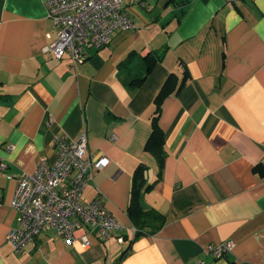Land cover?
Returning <instances> with one entry per match:
<instances>
[{
	"label": "crops",
	"instance_id": "1",
	"mask_svg": "<svg viewBox=\"0 0 264 264\" xmlns=\"http://www.w3.org/2000/svg\"><path fill=\"white\" fill-rule=\"evenodd\" d=\"M122 1L134 28L73 66L45 50L56 35L47 0H0V264H264V0ZM130 51L162 55L136 87L118 66ZM184 70V85L162 103L166 157L156 181L157 161L144 150L154 98L169 73L180 79ZM83 130L89 152L109 162L82 197L103 196L122 228L104 241L88 232L87 246L82 229L70 244L48 229L14 253L6 235L19 220L11 205L19 174L55 158L56 134ZM141 162L155 182L143 205L166 220L120 258L128 240L117 237L135 231L126 208ZM227 240L228 256L205 251Z\"/></svg>",
	"mask_w": 264,
	"mask_h": 264
},
{
	"label": "built area",
	"instance_id": "2",
	"mask_svg": "<svg viewBox=\"0 0 264 264\" xmlns=\"http://www.w3.org/2000/svg\"><path fill=\"white\" fill-rule=\"evenodd\" d=\"M237 1L227 0L232 4ZM47 16L56 35L45 50L57 58L68 56L73 66L87 58L89 49L98 50L109 44L115 33L134 28L132 19L123 10L122 0H47ZM47 36L50 38V34ZM114 139L112 134L110 140ZM53 145L52 161L43 159L33 171L18 176L11 205L19 220L6 235L16 254L48 229L55 230L68 244L76 239L75 232L82 229L81 241L87 246L88 232L104 241L115 229L122 228L106 207L103 196L90 200L82 197L94 173L102 170L109 159L104 154L89 152L84 130L74 139L56 134ZM6 167L5 162L0 163L1 170ZM117 241H125L122 234ZM232 247L233 242L227 240L208 243L205 251L219 259L228 256Z\"/></svg>",
	"mask_w": 264,
	"mask_h": 264
},
{
	"label": "trees",
	"instance_id": "3",
	"mask_svg": "<svg viewBox=\"0 0 264 264\" xmlns=\"http://www.w3.org/2000/svg\"><path fill=\"white\" fill-rule=\"evenodd\" d=\"M161 56V54H151L141 58L135 51H130L125 60L120 62L118 66L120 69H123V71L126 73V77L129 78L127 80L129 86L136 87L144 81L155 63L161 59ZM137 58L140 59V62L138 63L140 70H138L137 73H133V71L130 70V64L134 60H137ZM187 77V70H184L180 79L176 73H169L154 98L155 108L151 116V131L147 140L145 141L144 150L151 153L157 161L159 171L156 181L161 179L166 157V152L164 149L165 134L159 125L162 103L166 97L172 93H177L181 89ZM257 168L258 166L254 167L255 170ZM147 169L148 166L141 162L136 166L132 174L130 195L126 212L135 228V231L131 239H128L127 236H123L125 240H128V246L122 252L120 258L127 253L129 247L136 238L155 233L164 225L166 220L165 216L157 210L153 208H146L143 205V194L151 189L155 183H147L145 177V172Z\"/></svg>",
	"mask_w": 264,
	"mask_h": 264
}]
</instances>
